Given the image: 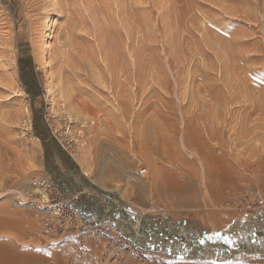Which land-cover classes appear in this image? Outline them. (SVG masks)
Returning <instances> with one entry per match:
<instances>
[{
    "label": "rangeland",
    "instance_id": "rangeland-1",
    "mask_svg": "<svg viewBox=\"0 0 264 264\" xmlns=\"http://www.w3.org/2000/svg\"><path fill=\"white\" fill-rule=\"evenodd\" d=\"M41 1L47 24L13 22L15 46L4 47L21 95L0 75V264H78L63 238L42 233L58 208L94 215L89 226L164 264H264V0H74L69 14L51 8L62 0ZM22 3L0 0V25ZM124 34L137 47L135 101L134 58L114 93L100 81L104 52L124 60ZM65 35L80 40L76 60L102 51L80 84L95 110L82 122L66 115L51 73ZM103 106L126 115L104 119Z\"/></svg>",
    "mask_w": 264,
    "mask_h": 264
},
{
    "label": "bare ground",
    "instance_id": "bare-ground-1",
    "mask_svg": "<svg viewBox=\"0 0 264 264\" xmlns=\"http://www.w3.org/2000/svg\"><path fill=\"white\" fill-rule=\"evenodd\" d=\"M23 1L22 6L19 9V13L11 19L8 20H3L2 24L0 25V55L1 56H6L7 60L4 61L2 68L0 69V75L3 77V81L4 83H6V85H10L8 86L9 89L11 91L14 92L15 95L20 96V89H19V79H18V69H17V59L14 55V51L8 52L6 51V49H4V47H8L11 46L12 48H14L15 43L14 41H8L10 40V35L12 34L13 30L16 28L13 22L17 23V26L19 24V22H38L39 20V15H35V11L38 10L39 8H42V1L41 0H21ZM48 1V0H47ZM74 0H62L61 2L59 1H55L53 4L51 3V8H53V10L58 9L60 12H63L65 14H69L72 11V2ZM81 1V0H80ZM41 2V3H40ZM49 2V1H48ZM136 2V1H135ZM138 2V1H137ZM46 3V2H45ZM49 3V4H50ZM79 3V2H78ZM117 3V2H116ZM48 4V3H47ZM44 4V5H47ZM97 4V3H96ZM82 5V4H81ZM98 5V4H97ZM80 6V5H79ZM94 6V5H93ZM124 6V5H123ZM122 6V9H123ZM137 6V5H136ZM46 7V6H45ZM47 7H50L47 5ZM88 7V6H87ZM104 7V5H103ZM109 7V6H108ZM82 8V7H81ZM84 8V7H83ZM118 8V7H117ZM46 9V8H43ZM86 9V8H85ZM94 9V8H93ZM100 9V8H99ZM52 11V9H50ZM81 10V9H80ZM84 10V9H83ZM116 10V9H115ZM47 11V10H45ZM82 11V10H81ZM54 12V11H53ZM84 12V11H83ZM86 12V11H85ZM139 12V10H138ZM30 13H34V16L30 15ZM76 13V12H75ZM44 14V13H43ZM52 14V13H51ZM88 14V13H87ZM102 14V13H101ZM107 14V13H106ZM48 15V14H47ZM79 15V14H78ZM111 15V14H110ZM118 15V14H117ZM80 16V15H79ZM95 16V15H94ZM72 17V16H71ZM89 19V18H88ZM47 17H45L44 19L42 18V21L39 20V23L42 22L43 25H45L46 21H47ZM104 20V19H103ZM117 20V19H116ZM89 21V20H88ZM67 22H69L68 24L66 23L65 25V29L67 32L71 33L72 31H74L73 29L75 28V25L73 23V21L67 20ZM87 22V20H86ZM93 22V21H92ZM97 22V21H96ZM113 22V20H112ZM117 22V21H116ZM91 23V21H90ZM100 23V22H99ZM98 23V24H99ZM47 24V23H46ZM49 24V23H48ZM101 24V23H100ZM34 25V24H33ZM35 26V25H34ZM108 26V25H107ZM24 27V26H23ZM41 27V26H40ZM79 27V26H78ZM22 28V27H21ZM35 28V27H33ZM43 28V27H42ZM47 28V27H46ZM80 28V27H79ZM24 29V28H23ZM28 29V28H27ZM26 29V30H27ZM36 29V28H35ZM64 29V31H65ZM17 30H19L17 28ZM40 30V29H39ZM93 31V30H92ZM17 33H19L18 31H16ZM62 32V31H61ZM65 32V33H67ZM28 33V31H27ZM31 33V32H30ZM28 33V34H30ZM38 33V32H37ZM86 33V32H84ZM125 33V32H124ZM25 34V33H24ZM41 34V33H40ZM59 34V33H57ZM61 34V33H60ZM59 34V36H60ZM68 34V33H67ZM87 34V33H86ZM122 34V33H121ZM119 34V35H121ZM22 35V34H20ZM42 35V34H41ZM93 35V34H92ZM125 35V34H124ZM128 35V34H127ZM125 35V36H127ZM135 35V34H134ZM137 35V34H136ZM19 36V35H18ZM32 36V35H30ZM62 36V35H61ZM60 36V37H61ZM64 36V34H63ZM66 36V35H65ZM69 36V35H68ZM68 36H66V38L64 40H61L60 37L58 41L59 44L54 45L55 48L52 50V54H51V60H54V67H52L53 71H51V73L53 72V80L55 82V86H56V92L58 95V99H62L64 108H65V113L66 115H68L69 117H76L78 120H84V115L87 114L86 111H91V112H95V110L90 106V104H88V100H85V97H83L82 95V81H84L86 75H90L92 77V70L90 69L91 67H94V63H95V59L97 58L96 53H102V51L100 50H93L90 51V53L88 54L87 51L85 52V54L82 57V59H75V57H73V55L71 54L73 50H75L76 46H79L77 44V39H75L77 42L75 43V41L71 40L68 38ZM73 36V33L71 34L70 38ZM102 36V35H101ZM123 36V34H122ZM121 36V37H122ZM17 37V36H16ZM24 37V36H23ZM29 37V36H28ZM78 37V36H77ZM81 37V36H80ZM84 37V36H83ZM82 37V38H83ZM20 39V37H18ZM30 38V37H29ZM28 38V39H29ZM33 38V37H32ZM36 38V37H35ZM39 38H41V36H39ZM108 38V37H107ZM111 38V37H110ZM124 37H122L123 39ZM135 38V36H132L130 34V36H127V38L125 39H121L120 40V44H117V57L118 59H124L122 60V63L118 61H116L117 63H114L115 60H117L114 52L112 51V53L110 52V55H106V52H104V60H108L109 63H105L102 67H104V69L106 68L105 71V76L103 77V79L101 78V83L107 84L106 82L111 84V92L109 94L114 93V89H115V84L119 85V81L121 79V74L126 71V67L124 64L125 58L128 55L129 57H131L130 59L134 58V61L132 62V70L130 72V76L133 79V100L135 101L137 98V89H138V69H137V64H136V51H137V47L136 44L133 42V39ZM13 39V38H12ZM31 39V38H30ZM85 39V38H83ZM87 39V38H86ZM85 39V40H86ZM113 39V38H112ZM18 40V39H17ZM34 40V39H33ZM127 40L129 41V43H131L130 48L128 49V51L124 50V48L126 49V47L124 46V44H127ZM87 41V40H86ZM94 41V40H93ZM116 41V40H115ZM135 41V39H134ZM35 42V41H34ZM136 42V41H135ZM56 43V42H55ZM88 43V41H87ZM95 43V42H94ZM32 44H34L32 42ZM40 44V43H39ZM81 44V43H79ZM17 45V44H16ZM41 45V44H40ZM84 45V44H83ZM86 45V44H85ZM106 45V44H105ZM82 46V44H81ZM80 46V50L83 48H81ZM87 46V45H86ZM128 46V45H127ZM39 47V45H38ZM88 47V46H87ZM86 48V47H84ZM83 50H86L84 49ZM104 50L105 46L103 47ZM115 48V47H114ZM113 48V49H114ZM42 49V48H41ZM90 48H87V50ZM79 50V49H78ZM43 51V50H42ZM42 51H37L35 54L36 56V62L39 64L42 61V55H44V53ZM107 51V50H106ZM127 54H126V52ZM43 53V54H42ZM126 55V56H125ZM138 55V54H137ZM78 57V56H77ZM120 57V58H119ZM125 57V58H124ZM92 59V62H91ZM138 59V58H137ZM79 60V61H78ZM81 60V61H80ZM103 60V58H102ZM93 63V65L91 64ZM103 63V62H102ZM122 64V68H121V64ZM126 63V62H125ZM131 63V62H130ZM100 64V63H99ZM42 65V64H41ZM50 69V70H52ZM103 69V68H102ZM95 76V75H93ZM100 79V78H99ZM19 81V83H18ZM99 81V82H100ZM82 84V85H80ZM84 86V85H83ZM88 86V85H86ZM91 86V85H90ZM89 86V87H90ZM102 86V85H101ZM106 86V85H105ZM108 86V85H107ZM108 86V87H109ZM47 87V86H46ZM104 87V86H103ZM103 87L101 89V93L103 94ZM108 87L106 88L107 90ZM117 87V86H116ZM48 88V87H47ZM105 88V87H104ZM51 89V87L49 88V90ZM105 89V90H106ZM48 90V92H49ZM95 90L97 91V89L95 88ZM99 91V88H98ZM47 92V93H48ZM109 92V91H108ZM86 93V92H85ZM88 93V92H87ZM100 93V92H99ZM89 94V93H88ZM105 94V92H104ZM103 94V95H104ZM108 94V93H107ZM87 95V94H86ZM90 96V95H89ZM10 97V96H9ZM97 98V97H95ZM112 101V100H111ZM263 101V100H262ZM90 102V101H89ZM112 105H114V109L117 107L116 103L119 105V101L117 100L116 97L113 98L112 101ZM111 104V103H110ZM105 106V105H104ZM103 106V107H104ZM106 107V106H105ZM102 108L100 110V117L102 116L104 119H107L108 117L111 118V120H118L121 117H125V113L123 111H118V109H116V112H109L108 110V106L107 108ZM110 107V106H109ZM63 109V108H62ZM108 109V110H106ZM64 111V110H63ZM118 111V112H117ZM64 113V114H65ZM99 114V112H98ZM89 116V115H88ZM87 116V118H88ZM86 118V119H87ZM109 118V119H110ZM76 120V121H78ZM108 120V119H107ZM75 121V120H74ZM120 187V186H117ZM116 187V188H117Z\"/></svg>",
    "mask_w": 264,
    "mask_h": 264
},
{
    "label": "built area",
    "instance_id": "built-area-1",
    "mask_svg": "<svg viewBox=\"0 0 264 264\" xmlns=\"http://www.w3.org/2000/svg\"><path fill=\"white\" fill-rule=\"evenodd\" d=\"M65 211L50 209L43 220L42 233L63 238L75 252L78 264H164L119 234L93 226L81 229L83 223L78 224V215Z\"/></svg>",
    "mask_w": 264,
    "mask_h": 264
},
{
    "label": "crops",
    "instance_id": "crops-1",
    "mask_svg": "<svg viewBox=\"0 0 264 264\" xmlns=\"http://www.w3.org/2000/svg\"><path fill=\"white\" fill-rule=\"evenodd\" d=\"M79 218L81 220V223L86 224V226H89L91 224H94L96 221V218L94 215H87L81 213V216L79 215Z\"/></svg>",
    "mask_w": 264,
    "mask_h": 264
}]
</instances>
